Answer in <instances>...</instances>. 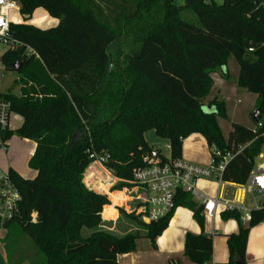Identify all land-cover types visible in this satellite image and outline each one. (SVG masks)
Masks as SVG:
<instances>
[{"label": "trees", "instance_id": "trees-1", "mask_svg": "<svg viewBox=\"0 0 264 264\" xmlns=\"http://www.w3.org/2000/svg\"><path fill=\"white\" fill-rule=\"evenodd\" d=\"M16 1L25 20L42 7L59 23L47 29L12 23L14 37L39 56L27 55L24 45L0 57L7 70H15L19 62L18 71L37 85L33 95L0 92L11 102L12 112L24 117L17 131L2 130V139L16 133L36 142L29 161L36 176L24 178L9 170L22 196L19 213L2 224L14 234L8 237L9 262L18 250L11 243L21 233L36 247L32 264H124L119 255L136 250L140 238H149L156 248V238L178 206L190 208L203 225V204L179 189L166 217L145 223L135 212L119 208L120 219L137 229L111 230L112 223L103 219L108 196L84 183L89 150L108 156V167L119 178L129 179L145 154L156 152L162 160L182 158L184 139L200 133L212 154H234L222 180L247 183L264 138L238 122L226 135L217 120L226 116L224 100L206 99L214 85L212 73L229 77L232 55L240 66L238 84L257 94L264 126V7L255 10L257 0ZM190 12L197 24L186 18ZM122 37L132 43L131 52L115 59L113 50ZM204 106L215 111L207 112ZM151 129L169 140V157L145 139ZM124 186L127 183L120 182L114 189ZM118 195L111 197L117 201ZM262 206L251 210L247 225L237 209L223 212L224 218L240 222L238 232L227 234V264H248V236L264 220V199ZM212 254L211 237L186 234L188 259L208 264ZM0 264H7L1 254Z\"/></svg>", "mask_w": 264, "mask_h": 264}, {"label": "crops", "instance_id": "crops-1", "mask_svg": "<svg viewBox=\"0 0 264 264\" xmlns=\"http://www.w3.org/2000/svg\"><path fill=\"white\" fill-rule=\"evenodd\" d=\"M8 16L12 23L26 22L42 29L55 27L59 23L58 18L51 16L49 12L42 7L37 8L28 20L24 19L20 13L19 7L10 9ZM231 58L232 55L230 59ZM229 65L231 66L230 62ZM229 65V73L230 71H236L229 69ZM239 70H237L236 76L231 77L229 74L230 80L222 77L218 72L212 73L214 79L212 91L213 89H217L218 96L222 91L227 95L225 96L227 108H229L228 98L230 96L228 90L238 86L237 78L239 76ZM18 72L20 76L17 79H14L12 85L7 86L5 88L6 90L0 88V92H11L16 96L21 97L26 91H29L30 94L33 95V89L37 88L36 83L33 80L28 79L24 73L20 71ZM0 76H3L2 71H0ZM224 89H226V92H224ZM37 95L42 96L40 93H35V96ZM238 101H240V99ZM229 119H231L229 116L228 119L219 117L218 120L222 129V123L224 120H227L231 125L233 122H236ZM23 123L24 117L17 112H12L8 129L15 132L23 125ZM254 123L252 126H245L251 128ZM166 145L168 148L170 147L169 140H167ZM1 149L0 170L9 172L10 169H14L24 178H34L36 176L37 171L29 165L30 158L36 149L35 141L14 133L6 141V148ZM169 156L170 153L166 157ZM182 158L203 165H209L211 163V149L202 134L193 133L184 139ZM119 183L120 182H118L117 185ZM238 186H240V184L223 180L220 182L218 179H199L197 181L199 191L210 197H218L220 200L215 216L210 218L204 215L203 225H200L194 218L193 211L190 208L178 206L175 209L167 228L156 238V248L153 247L149 238L142 237L137 242L136 250L120 254L119 260L124 264H197L184 255L186 234L192 232L195 234L204 233L206 236L212 238V261L208 264H227L229 259L227 234L238 232L240 227V222L236 218L223 217V212L228 209L227 204L231 203L238 207L253 209L256 208L258 204H262L264 199V194L262 193H259L261 195L260 201L257 200L258 198L254 193H250L252 194V198H250L249 195L242 193L244 190L240 189ZM246 192L249 193L247 190ZM111 194L121 195H118L119 200L116 201L112 199ZM108 198L110 204L104 206L103 219L112 223V227H110L111 230L122 233L124 229L117 228V224L121 220L119 208L131 213L135 211L134 209L138 203L134 202L133 193H129L126 188L111 190L108 194ZM196 201L199 204H203L200 200ZM107 208H109L108 211ZM105 213H107V215H105ZM246 260L248 264H264V220L250 229Z\"/></svg>", "mask_w": 264, "mask_h": 264}, {"label": "built area", "instance_id": "built-area-1", "mask_svg": "<svg viewBox=\"0 0 264 264\" xmlns=\"http://www.w3.org/2000/svg\"><path fill=\"white\" fill-rule=\"evenodd\" d=\"M219 1V0H218ZM222 1V0H221ZM16 0H0V57L9 49H17L25 44L15 38L11 30L12 22L8 12L12 8H18ZM254 9L264 7V0L254 2ZM26 46L27 55L39 56L37 51L29 45ZM1 65V62H0ZM11 102L0 95V147L6 148V141L1 137V131L8 129L12 114ZM258 137L264 138V126L262 120L254 123L251 127ZM90 151L91 162L84 174L86 186L98 193L107 195L118 182L127 183V190L135 191L134 199L140 200L143 209L136 211V215H143L147 223L158 221L166 217L175 207V195L181 189L190 193L203 203V214L213 218L217 212L220 200L218 197H210L201 193L197 187L199 179H218L222 181L224 169L234 154L222 153L214 150L211 163L203 165L187 161L183 158L162 160L158 155L151 154L143 156V164L133 169L131 178H119L115 172L108 167V156L100 154L95 150ZM262 162L254 167L248 178L246 190L249 193L264 194V153L259 154ZM139 192V194H138ZM22 199L21 192L10 173L0 170V224L13 219L19 213V204ZM228 209H237L240 212V220L247 225L252 219V209L238 207L231 203ZM263 207L258 204L256 209ZM33 216L35 214L33 213Z\"/></svg>", "mask_w": 264, "mask_h": 264}, {"label": "rangeland", "instance_id": "rangeland-1", "mask_svg": "<svg viewBox=\"0 0 264 264\" xmlns=\"http://www.w3.org/2000/svg\"><path fill=\"white\" fill-rule=\"evenodd\" d=\"M221 0H219L220 2ZM177 2L179 4L184 3V0H177ZM134 5V2H133ZM186 18L188 20H191L194 23H198L197 17L193 14V13H188L185 15ZM131 47H132V43L130 41H125L124 38H120V40L118 41V44L115 45L114 47V54H115V59H119L121 52L128 54L131 52ZM231 57V56H230ZM230 68L231 70H236V71H230V76H236L237 74V70H239V64L237 62V60L232 56V58L230 59ZM0 71H2L3 76H0V88L2 90H6L5 88L7 86H11L14 79H17L20 74L18 71L16 70H7L5 69V67L1 64L0 65ZM228 80H230V77H227ZM232 80V79H231ZM237 84H238V78H237ZM214 86V85H213ZM224 92H226V89H224ZM228 94L230 95L228 98V105L229 108H227V102L225 99V96H227L225 93H223V91L219 94L218 96V90L217 89H213V91L211 90L210 95L208 96V98L206 99V102H209V100L214 99L215 97H219V99L224 100V105H225V109H226V116L222 117V118H226L229 120H233L239 123H242L244 125H251L254 123L253 118H252V114L253 111L255 109H258V105L257 101V94L250 92L247 88L242 87L238 84V86H236L235 88H230L228 90ZM240 99V101H238ZM228 112V113H227ZM219 117L217 118V120L219 119ZM219 122V120H218ZM222 127H223V132L227 135L228 132L231 129V124L227 122V120H224L222 123ZM147 141L152 145V146H157L158 149L161 150V153L164 155H169L170 150L166 145L167 139L162 138L160 136H158L154 130H148L144 133ZM0 150L1 147H0ZM262 152L264 153V147L262 149ZM262 162L261 159H259L258 156L255 157L254 159V167H258V165ZM240 189L244 190L242 193H245L246 195H249L250 198H252V194L247 193L246 192V185H240L238 186ZM123 188H129V186H124ZM129 193H133V196H136L135 191H131L128 189ZM254 194L257 196V200L260 201L261 200V195L258 192H254ZM195 200H199L196 197H193ZM134 202L138 203L136 206V211H141L143 209V207L141 206V201L134 199ZM134 209V210H135ZM137 218L139 221L145 222L146 221L143 220V215H137ZM14 225L11 226V229L13 228ZM131 227L132 229H137L135 224H131L129 221L121 219L120 222H118L117 227L120 229L122 227ZM126 228V227H125ZM139 228V227H138ZM129 229V228H126ZM140 231H142V228H139ZM9 236H13L14 234L11 232L9 233L8 229L3 228V225L0 224V254L3 256V258L5 259L7 264H32V259H33V255L34 252L36 253V247L33 245V243L31 242L30 238L24 234L21 233V235H19V237H16L14 241V243H11V245H14L15 247H17V252L14 253V261L11 260L9 262V256H10V250L8 245H10V239H8Z\"/></svg>", "mask_w": 264, "mask_h": 264}, {"label": "water", "instance_id": "water-1", "mask_svg": "<svg viewBox=\"0 0 264 264\" xmlns=\"http://www.w3.org/2000/svg\"><path fill=\"white\" fill-rule=\"evenodd\" d=\"M21 67V64L19 62H16L14 63V68L15 70H19ZM203 109L207 112H212V111H215V108L213 106H204ZM252 118H253V121L256 123V122H259L262 118V113L260 112L259 109H255L253 111V114H252ZM153 156L156 157L157 156V153L154 152L153 153Z\"/></svg>", "mask_w": 264, "mask_h": 264}, {"label": "bare ground", "instance_id": "bare-ground-1", "mask_svg": "<svg viewBox=\"0 0 264 264\" xmlns=\"http://www.w3.org/2000/svg\"><path fill=\"white\" fill-rule=\"evenodd\" d=\"M138 194H139V192H138Z\"/></svg>", "mask_w": 264, "mask_h": 264}]
</instances>
